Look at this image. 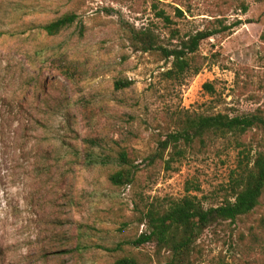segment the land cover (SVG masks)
<instances>
[{
	"label": "rangeland",
	"instance_id": "obj_1",
	"mask_svg": "<svg viewBox=\"0 0 264 264\" xmlns=\"http://www.w3.org/2000/svg\"><path fill=\"white\" fill-rule=\"evenodd\" d=\"M68 13L77 19L59 34L42 28ZM204 30L219 33L180 75L170 72L173 57L140 50L134 37L149 33L172 49ZM263 32L264 0H0V264H113L124 255L168 264L155 243H125L146 231V212L187 195L206 207L234 200L244 151L263 150L264 134L206 137L183 156L160 142L187 115L264 111ZM122 80L131 83L117 88ZM121 149L140 169L118 187L108 180L114 164L86 154ZM189 264H264V192L251 213L207 228Z\"/></svg>",
	"mask_w": 264,
	"mask_h": 264
},
{
	"label": "trees",
	"instance_id": "obj_2",
	"mask_svg": "<svg viewBox=\"0 0 264 264\" xmlns=\"http://www.w3.org/2000/svg\"><path fill=\"white\" fill-rule=\"evenodd\" d=\"M247 10V7H245ZM160 17L170 20L163 9L157 10ZM77 19V14H65L45 25L42 28L50 36L59 34L62 30L72 25ZM229 28H225L226 31ZM219 33L217 30L199 31L187 40H182L175 48H166L158 45L156 40L149 33L136 34L138 48L143 51H161L164 58L173 57L174 69L170 72L174 75L184 74L191 67L195 53L199 50L203 39ZM264 39V32L261 35ZM57 69L70 79L75 78L76 69L70 65L60 63ZM199 68L196 73L199 72ZM129 81H118L116 87H126ZM206 87L211 88L210 84ZM38 123H45L44 118H38ZM258 128L264 134V111L242 115L231 116L227 113L218 112L215 114L187 115L182 118L178 128L169 133L166 140H161L160 148L166 149L173 145L176 155L183 156L187 147L193 146L196 142L205 143V138L225 137L229 134L243 135L249 130ZM53 151L42 152L50 157ZM56 157L64 155L54 152ZM244 157L240 160L239 168L233 177V198L227 199L217 206L206 207L196 196H185L172 201L166 208L160 206L151 207L146 212L143 222L147 229L137 238L128 240L125 243L140 247L146 243H155L159 248L165 249L170 254L168 264H189L190 256L194 254L195 245L203 232L222 221H235L237 218L251 213L260 203L264 192V149L259 150L253 156L244 151ZM79 156V153L77 154ZM86 157L92 161L103 164L113 163L114 170L109 174L108 180L114 186H127L134 183L139 171L136 157L126 149L118 150L111 158L109 156H97L89 151ZM109 160V161H108ZM47 165V164H46ZM45 164H41L42 171H45ZM194 185V182H192ZM82 244H77L75 249L81 252ZM122 248L119 243L115 248H107L109 251H116ZM74 249V248H73ZM113 264H138L133 255H124L116 259Z\"/></svg>",
	"mask_w": 264,
	"mask_h": 264
}]
</instances>
